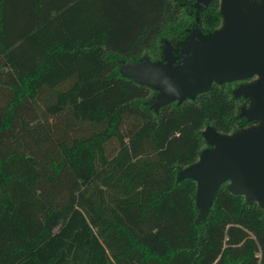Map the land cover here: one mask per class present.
<instances>
[{
    "label": "trees",
    "instance_id": "trees-1",
    "mask_svg": "<svg viewBox=\"0 0 264 264\" xmlns=\"http://www.w3.org/2000/svg\"><path fill=\"white\" fill-rule=\"evenodd\" d=\"M204 3L0 0V264H264V207L225 180L204 208L179 173L204 127L257 120L249 96L225 79L155 106L120 69L220 25Z\"/></svg>",
    "mask_w": 264,
    "mask_h": 264
},
{
    "label": "water",
    "instance_id": "water-1",
    "mask_svg": "<svg viewBox=\"0 0 264 264\" xmlns=\"http://www.w3.org/2000/svg\"><path fill=\"white\" fill-rule=\"evenodd\" d=\"M251 6L246 0H221L220 26L199 39L190 33L186 41L189 52L180 61L170 45L162 61L121 59L126 66L124 73L158 88L157 96L151 98L155 106L193 96L213 81L256 74L234 91L252 98L245 111L257 120L233 132L206 126L203 132L210 144L194 162L180 169V176L196 178L198 203L204 208L225 180L231 190L264 207V0Z\"/></svg>",
    "mask_w": 264,
    "mask_h": 264
},
{
    "label": "rangeland",
    "instance_id": "rangeland-1",
    "mask_svg": "<svg viewBox=\"0 0 264 264\" xmlns=\"http://www.w3.org/2000/svg\"><path fill=\"white\" fill-rule=\"evenodd\" d=\"M186 8L187 7H183L182 10L185 11ZM201 8H203V4L199 5V6H196V10L194 11V14L191 13L192 15L191 14L190 15L191 16H195L196 18L199 19V17L201 16V14H200V9ZM186 13L189 14L188 11ZM203 23H204L203 24L204 27L208 28V27L211 26V25H209V24H207L205 22H203ZM219 26L220 25H217V26L209 29L208 31L207 30L205 31V30L201 29L199 27V25L195 24V26L190 27L188 29L187 33L181 39H175V38H171V37H161V38L157 39L152 46H150L149 48L144 49L138 55L137 58L125 59L124 61H127V60H135V61L138 60L139 61V60H141L143 58H147V59H149L151 61H162L165 58V50H166L167 46H169V45L171 46L172 51H173V53L176 56V59L178 61H180V60H182L183 56L189 52V50H188V48L186 46V41L189 39V34L190 33H195V37L197 39H199L200 37H204L205 34L214 32ZM120 69L123 70V71L126 70V66L122 62H121V65H120ZM245 79L244 78H237L235 80H232V81L229 82V86L236 88L238 85H240L242 83H246L247 81H245ZM158 91H159L158 88L152 86V89H151V92H150V95H151L152 99H153V97L157 96ZM195 94L193 96H188V98L195 97ZM245 100L247 101L248 106L252 102V98L250 96L248 97V99H245ZM245 100L242 97L239 99L240 102H243ZM209 144L210 143L208 141H204L203 142V146L204 147L208 146Z\"/></svg>",
    "mask_w": 264,
    "mask_h": 264
},
{
    "label": "flooded vegetation",
    "instance_id": "flooded-vegetation-1",
    "mask_svg": "<svg viewBox=\"0 0 264 264\" xmlns=\"http://www.w3.org/2000/svg\"><path fill=\"white\" fill-rule=\"evenodd\" d=\"M218 3H219V6H220V2H221V0H216ZM246 1H249V2H251V5L253 6L254 4H256V3H259V2H261L262 3V0H246ZM254 3V4H253ZM195 4V3H194ZM203 4V7H204V2H201L199 5H202ZM199 5H196V6H199ZM243 5L244 6H246L247 5V3H243ZM241 6H242V4H241ZM251 6V7H252ZM250 7V8H251ZM256 76V74H253V75H250V76H247V77H244V79H245V81H248V80H251L252 78H254ZM244 99V98H243ZM245 100V99H244ZM244 102H246V100L244 101Z\"/></svg>",
    "mask_w": 264,
    "mask_h": 264
}]
</instances>
